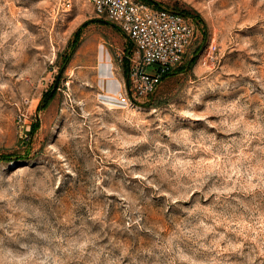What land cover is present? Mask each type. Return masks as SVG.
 Segmentation results:
<instances>
[{
  "label": "rangeland",
  "instance_id": "1",
  "mask_svg": "<svg viewBox=\"0 0 264 264\" xmlns=\"http://www.w3.org/2000/svg\"><path fill=\"white\" fill-rule=\"evenodd\" d=\"M151 1L197 38L129 105L91 4L0 0V264H264V0Z\"/></svg>",
  "mask_w": 264,
  "mask_h": 264
},
{
  "label": "built area",
  "instance_id": "2",
  "mask_svg": "<svg viewBox=\"0 0 264 264\" xmlns=\"http://www.w3.org/2000/svg\"><path fill=\"white\" fill-rule=\"evenodd\" d=\"M76 0H63L69 7ZM114 24L130 45L120 102L138 105L180 64L197 35L190 19L143 0H83Z\"/></svg>",
  "mask_w": 264,
  "mask_h": 264
},
{
  "label": "trees",
  "instance_id": "3",
  "mask_svg": "<svg viewBox=\"0 0 264 264\" xmlns=\"http://www.w3.org/2000/svg\"><path fill=\"white\" fill-rule=\"evenodd\" d=\"M144 2H146V3H148V4H155V5H158L157 3H155V2H153V1H151V0H143ZM158 6H160V5H158ZM181 14H183V15H186L187 16V14L186 13H183V12H180ZM125 63L127 64V61H125Z\"/></svg>",
  "mask_w": 264,
  "mask_h": 264
},
{
  "label": "crops",
  "instance_id": "4",
  "mask_svg": "<svg viewBox=\"0 0 264 264\" xmlns=\"http://www.w3.org/2000/svg\"><path fill=\"white\" fill-rule=\"evenodd\" d=\"M126 67H128L127 64H126Z\"/></svg>",
  "mask_w": 264,
  "mask_h": 264
}]
</instances>
